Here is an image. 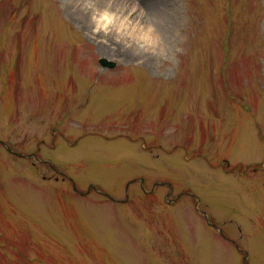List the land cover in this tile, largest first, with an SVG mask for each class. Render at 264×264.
Wrapping results in <instances>:
<instances>
[{
  "label": "rangeland",
  "instance_id": "rangeland-1",
  "mask_svg": "<svg viewBox=\"0 0 264 264\" xmlns=\"http://www.w3.org/2000/svg\"><path fill=\"white\" fill-rule=\"evenodd\" d=\"M0 142V264H264V0H0Z\"/></svg>",
  "mask_w": 264,
  "mask_h": 264
},
{
  "label": "bare ground",
  "instance_id": "bare-ground-1",
  "mask_svg": "<svg viewBox=\"0 0 264 264\" xmlns=\"http://www.w3.org/2000/svg\"><path fill=\"white\" fill-rule=\"evenodd\" d=\"M145 5H147V3H144ZM155 13V15H154V19H153V21H154V23H160L161 21H163L162 20V18L160 17V13L158 12H154ZM151 15V14H150ZM102 19V16H98V22H100V20ZM101 22H103V24H106L107 22H108V19L107 18H104V19H102V21ZM118 22H120V25H123V23L121 22V21H118ZM138 26H142L144 29H146V27H145V25H144V23H143V20L140 18L139 19V23H138ZM139 35V31L137 30L136 31V36L138 37V38H140V36H138ZM140 35H141V33H140ZM143 35V34H142ZM144 35H148V33H145ZM148 38V37H147ZM153 42H155L156 40H155V38L153 37Z\"/></svg>",
  "mask_w": 264,
  "mask_h": 264
},
{
  "label": "water",
  "instance_id": "water-1",
  "mask_svg": "<svg viewBox=\"0 0 264 264\" xmlns=\"http://www.w3.org/2000/svg\"><path fill=\"white\" fill-rule=\"evenodd\" d=\"M101 65H102L103 67L112 68V65H111V64H107L106 62H102V61H101Z\"/></svg>",
  "mask_w": 264,
  "mask_h": 264
}]
</instances>
